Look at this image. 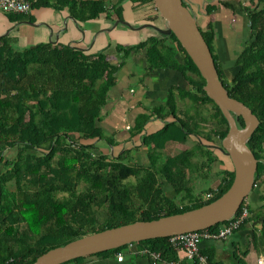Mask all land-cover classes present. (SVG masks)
Segmentation results:
<instances>
[{"label": "trees", "instance_id": "1", "mask_svg": "<svg viewBox=\"0 0 264 264\" xmlns=\"http://www.w3.org/2000/svg\"><path fill=\"white\" fill-rule=\"evenodd\" d=\"M28 1L31 8H66L78 21L110 10L115 19L123 20L124 0ZM131 1L137 3L134 7L155 6L153 0ZM243 1L217 0L204 7L206 14L219 6L232 12L239 9L248 21L250 40L234 60L236 69L230 79L225 77L215 49L213 23L198 25L228 95L243 102L258 118L246 146L257 160L251 191L259 188L257 199L262 204L256 210L248 205V216L235 231L253 220L259 219L260 226L251 225V235L241 255L248 252V246L264 254V0H249L248 4ZM182 4L190 9L188 0H182ZM2 13L8 21L32 20L29 13ZM15 38L0 34V264H30L47 250L86 234L197 208L228 189L234 172L223 168L220 180L207 188L211 197L200 198L192 190L189 177L207 176L216 160L205 141L211 142L212 136H217L218 146L210 147L225 153L221 139L228 124L219 107L206 95L205 80L173 33L117 46L116 63L107 60L102 51L88 53L69 44L38 42L19 48ZM133 52L143 53L144 74L169 69L179 72L186 82V86H170L164 103L135 123L131 137L142 132L151 116L162 120L157 129L140 134L147 164L126 162L130 149L111 156L98 150L94 143L105 140L114 145L98 123L118 71ZM185 98L191 103L180 109L177 99ZM204 109L208 119L202 116ZM235 119L241 127L242 118ZM202 121L210 122L209 131H203ZM192 137V146L172 155L163 153L168 143L184 144ZM8 149H15L10 157L4 153ZM159 179L171 184L174 196L164 192ZM177 195L179 202L175 200ZM240 209L241 205L233 217ZM222 223L208 230H216ZM131 244L145 251L149 259L151 253H159L160 261H177V251L168 237ZM127 245L90 255H116ZM200 252L209 264H221L211 254ZM234 257L243 264L235 253Z\"/></svg>", "mask_w": 264, "mask_h": 264}, {"label": "crops", "instance_id": "2", "mask_svg": "<svg viewBox=\"0 0 264 264\" xmlns=\"http://www.w3.org/2000/svg\"><path fill=\"white\" fill-rule=\"evenodd\" d=\"M188 1L190 10L197 24L201 27H204L210 21L211 16L215 17L216 10L206 14L204 7L207 4L216 3L217 0ZM136 4L131 0L122 2L123 20L115 19L111 10L103 12L96 18L78 21L70 15L66 8L56 10L52 7H39L31 8L28 12L32 20L8 21L0 11V34L14 36L16 42L22 39L27 42L28 37L18 35L20 33L18 25L24 23L32 30L33 37L30 44H28L29 46L38 42H52L54 45L69 44L80 47L88 53L102 51L107 60L116 63L119 59V54L116 52L117 46L134 45L148 36L161 34L156 28H165L163 18L157 13L153 4L134 7ZM210 22L215 26V20ZM146 27L152 28L156 33L149 31L152 29H146ZM216 44L217 38L215 35V46ZM133 53L138 54L140 60H144L142 52ZM129 56L118 71L116 83L108 93L106 104L101 110L102 117L98 123L106 135L114 138V145H108L106 151H103L112 153L111 156L117 155L124 149H130V152L133 151L132 144H139L138 152L140 154H142L143 148L146 151V147L140 146V134L157 129L162 125V120L157 116H151L145 122L142 132L132 137L130 136L133 131L132 126L126 120L133 123L140 121L141 117L150 114L152 109L150 107L154 106L155 96L159 95L163 99L170 86H184V79L177 71L155 69L148 74H142L134 70H127L126 64ZM144 68L145 64L143 70ZM130 80L138 82L139 87L136 90L129 88L128 83ZM98 141H94L95 145ZM170 144L181 145L176 142H170ZM222 163H225L224 160H222ZM246 227L233 232L224 240H202L199 243V248L201 251L211 254L213 259L221 264H241L234 257V253L241 259L243 264H258V259L264 257L263 253H257L252 247L248 246V252L245 255L240 254L241 249L247 243L248 235H251ZM176 251L177 261H161L160 264H193L185 257L183 251ZM119 253L122 255L121 260H117V254L108 257L88 255L78 261H70L65 264H150L147 253L139 250L135 244H128Z\"/></svg>", "mask_w": 264, "mask_h": 264}, {"label": "water", "instance_id": "3", "mask_svg": "<svg viewBox=\"0 0 264 264\" xmlns=\"http://www.w3.org/2000/svg\"><path fill=\"white\" fill-rule=\"evenodd\" d=\"M165 28L161 34L173 33L205 80L206 95L219 107L228 130L221 147L233 167V180L228 189L212 202L181 213L152 220H137L106 228L73 239L40 254L30 264H62L69 260L113 249L140 240L168 237L174 234L209 228L230 219L251 191L257 160L246 146V140L258 124V118L243 102L230 97L220 82L214 61L196 19L182 0H153ZM243 120L237 126L235 116Z\"/></svg>", "mask_w": 264, "mask_h": 264}, {"label": "rangeland", "instance_id": "4", "mask_svg": "<svg viewBox=\"0 0 264 264\" xmlns=\"http://www.w3.org/2000/svg\"><path fill=\"white\" fill-rule=\"evenodd\" d=\"M234 2H235V0H234ZM243 2L245 4L250 3L249 0H244ZM235 4L238 5L237 2ZM215 13H216L215 17L211 16V18H210V21L211 20L216 21V22H214V24H215L214 28H215V32H216V38H217V44L215 46V49L218 53V57H219V60L221 62L222 68L224 69V71L226 73L225 77L227 79H230L232 77L235 69H236V67L233 63L234 60L241 54L242 49L244 48L246 42H248L250 40L248 21H247L245 15L239 9H237L235 12H232L227 8H223V7L219 6V8L216 9ZM148 28L149 27H146V29H148ZM149 29H152V28H149ZM18 31H20V33L18 35L19 36L25 35L24 37H28L27 38L28 41L26 42V40L22 39L19 42H15V45L19 48L29 46L28 44H30V41L33 37L31 34V32H32L31 27L22 23V24L18 25ZM149 31L152 32L154 30L152 29ZM159 35L160 34L157 33V36H159ZM144 64H145V61L143 59L140 60V56L138 54L131 53L129 58H128V62L126 64V67H127L126 69L127 70H134V71H137V72L144 74L145 73V71L143 70ZM126 69H125V71H127ZM183 85L186 86L185 81H184ZM128 86H129V88H132L133 90H136V88L139 87L138 82L131 81V80L128 83ZM164 99H165V97H163V99H162V97L159 95L155 96L154 97L155 101L153 102L154 106L150 105L151 106V107L149 106L150 109L151 108L153 109L154 107H158V106H160V104H163ZM189 103H191V102L188 98H185L182 100L177 99V106L180 109H185V107H187L189 105ZM205 106H206V109H209L208 104ZM201 112H202V116L204 115L207 119L209 118L207 110L204 109V110H201ZM126 122L130 126H132V129L134 130L135 123H133L132 121H129V120H126ZM201 125H202L203 131H205V132L209 131V128L211 126L210 122H204V121L201 122ZM112 139H114V138L112 137ZM194 143H195V139L193 137L188 139L184 144H181V145H173L174 143L171 145L169 143L165 147V149L163 150V153L168 154V155L175 154L176 152L182 151L184 148L192 146ZM205 144L207 145V147L209 149H211V151H213V154L216 156V160L211 163L210 172L208 173L207 176L200 177V176L196 175L195 177L194 176L189 177L193 192L195 194H197L200 198H202L206 195V193L208 191L207 188L214 186L220 180L221 169H223L225 167L229 168L231 170L233 169L231 161H230V159L226 153L220 152V151L216 150V148H214V147H210V145L218 146L219 141H218L217 136L213 135L211 142L205 141ZM96 146H97L98 150L106 151L105 149L108 147V144L105 140H99L96 143ZM132 147H134L135 149H133V151H131L132 153L131 152L128 153V157L125 159V161L130 163V164H133L135 162L147 164L148 160L145 157L146 156L145 155L146 154L145 148H143V151L141 152L142 154H140L138 152L139 144H132ZM4 153H5L6 157H10L11 155H13L15 153V149L5 150ZM107 154L111 155L112 153L108 152ZM139 154L141 155V157L139 156ZM201 158L205 159V156H203ZM222 160H224L225 165L222 163ZM216 173H218V174H216ZM130 180H132V178H130ZM159 184L163 188L164 192L167 195H169V196L173 195L174 196V190H173L170 183H168L164 179H159ZM257 189L254 190L253 192L250 191L246 197L248 205L253 210H256L258 208V206H260L262 204V202L257 199L259 188L257 187ZM62 195L63 194H59V196H62ZM179 198H180V195L175 196L176 202H179ZM251 225H255V227H257V226L259 227L260 226L259 225V219L253 220L252 222H249L247 224L246 228L249 229V233H251Z\"/></svg>", "mask_w": 264, "mask_h": 264}, {"label": "built area", "instance_id": "5", "mask_svg": "<svg viewBox=\"0 0 264 264\" xmlns=\"http://www.w3.org/2000/svg\"><path fill=\"white\" fill-rule=\"evenodd\" d=\"M31 10L28 0H0V11L4 13H28ZM128 128V126H126ZM254 185V184H253ZM207 193L205 198L211 197ZM240 212L223 222L216 230L208 228L174 234L168 236L169 243L176 249L184 252L185 257L194 264H209L206 255L200 252L199 243L202 240H224L230 236L248 216V203L246 198L241 202ZM117 260L122 259L120 253L117 254ZM159 253L150 254V264H160ZM6 264V263H4ZM258 264H264V257L258 259Z\"/></svg>", "mask_w": 264, "mask_h": 264}]
</instances>
